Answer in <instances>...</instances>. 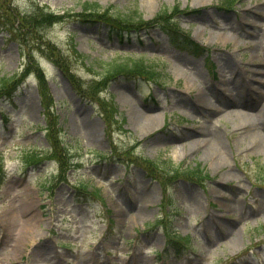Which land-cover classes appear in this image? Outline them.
<instances>
[{
    "label": "rangeland",
    "instance_id": "rangeland-1",
    "mask_svg": "<svg viewBox=\"0 0 264 264\" xmlns=\"http://www.w3.org/2000/svg\"><path fill=\"white\" fill-rule=\"evenodd\" d=\"M220 3L12 0L22 15L37 4L65 13L61 22L20 33L0 0V77L31 66L32 54L60 116L52 144L35 77L0 101V264H264V237L255 231L264 224V0H239L232 10ZM87 4L133 23L122 24L124 37L109 34L85 12ZM175 7L183 30L209 52L194 56L158 26L146 30ZM42 36L52 48L38 46L35 37ZM51 56L67 68L56 67ZM123 59L158 65L164 83L120 79L108 92L107 84L96 88L100 79L91 64L99 69ZM99 96L118 107L122 124L112 135L100 114L111 113V105L95 102ZM33 151L47 155L29 163ZM72 156L73 168H63L66 180H53ZM170 162L201 166L209 178L203 185L195 172L176 180ZM83 183L86 191L79 189ZM93 187L102 189L105 202L91 196ZM166 226L190 235L196 255L160 257Z\"/></svg>",
    "mask_w": 264,
    "mask_h": 264
},
{
    "label": "trees",
    "instance_id": "trees-1",
    "mask_svg": "<svg viewBox=\"0 0 264 264\" xmlns=\"http://www.w3.org/2000/svg\"><path fill=\"white\" fill-rule=\"evenodd\" d=\"M3 1L6 0H1ZM235 0H227L226 6L231 4ZM4 5V4H3ZM86 11L91 13L92 19H98L102 23H106L108 26H110V30L113 32H116L118 35L122 36L124 34V31L122 29V24L129 22L130 19L123 18L120 13H114L112 11H109L107 9L101 10V7L95 4L94 8L92 9V6H85ZM30 15L26 16H20V15H14V21L17 23V29L20 33L26 32L27 29L29 31H35L38 28H44L46 26H49L51 24H54L55 22L62 21L64 19V16L56 15L54 12H51L47 7H40V6H34L32 11L30 12ZM168 11H163L158 14V16L155 18V22L161 28L164 30H167L168 32L172 33V37L174 42H186L187 46L192 49L195 52H198L199 48L198 46H194L192 43L193 41L190 39L189 34H185L182 29L179 27L178 23H172L173 16L179 13V8L175 7L171 14ZM13 17V15H11ZM176 21V18H174V22ZM140 23H144V21L140 20ZM176 29V30H175ZM37 40L41 41V38L37 37ZM41 45H47L48 49L52 48L49 43L40 42ZM56 59V58H55ZM56 62L59 66L62 67V69H66L67 67L62 64V62L58 61L56 59ZM92 66V65H91ZM93 68V67H92ZM98 74L96 77L100 79L95 81V87L97 88L101 84H107L111 79H114L118 77L119 75H130V76H142V77H148L149 79H152L154 81H158V76L155 73V65L146 64L144 60H131V59H123V60H112L111 62H102L100 64L99 69H94ZM17 75H11V76H1L0 77V93L4 91L10 84L17 81ZM100 99L97 98V102H99ZM111 107L113 109V113L116 112V108L111 104ZM109 116V114H108ZM2 162L0 160V170H2ZM175 167V166H174ZM176 172L179 171L177 167L174 169ZM261 228H257V231L263 230L264 231V225L260 226Z\"/></svg>",
    "mask_w": 264,
    "mask_h": 264
},
{
    "label": "bare ground",
    "instance_id": "bare-ground-1",
    "mask_svg": "<svg viewBox=\"0 0 264 264\" xmlns=\"http://www.w3.org/2000/svg\"><path fill=\"white\" fill-rule=\"evenodd\" d=\"M260 72L263 73L262 71H260ZM261 112L264 113V109H262ZM148 117H150V114H148ZM263 120H264V118H263Z\"/></svg>",
    "mask_w": 264,
    "mask_h": 264
}]
</instances>
